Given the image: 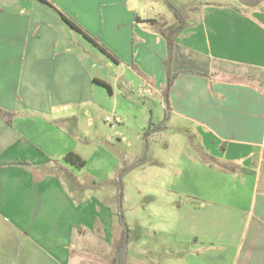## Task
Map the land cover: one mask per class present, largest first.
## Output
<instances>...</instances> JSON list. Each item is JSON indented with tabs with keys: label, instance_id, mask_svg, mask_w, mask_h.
<instances>
[{
	"label": "crops",
	"instance_id": "crops-1",
	"mask_svg": "<svg viewBox=\"0 0 264 264\" xmlns=\"http://www.w3.org/2000/svg\"><path fill=\"white\" fill-rule=\"evenodd\" d=\"M175 1L184 27L172 49L168 122L211 139L216 150L198 152L199 168L221 178L189 184L162 242L137 240L134 264H264V0ZM155 2L0 0V109L11 114L0 118V264H115L119 189L111 178L79 181L66 154L83 168L95 157L81 155L65 127L91 136L78 120L92 125L115 94L154 100L157 114L145 121L163 120L164 33L177 24ZM101 159L112 173L121 168L114 153Z\"/></svg>",
	"mask_w": 264,
	"mask_h": 264
},
{
	"label": "rangeland",
	"instance_id": "rangeland-1",
	"mask_svg": "<svg viewBox=\"0 0 264 264\" xmlns=\"http://www.w3.org/2000/svg\"><path fill=\"white\" fill-rule=\"evenodd\" d=\"M159 2L158 6L161 8L158 7L156 13L162 15L169 27L176 25L177 20L172 11L163 0H156L155 4ZM175 2L172 0V3ZM157 98L159 100V96ZM153 101L145 100L138 94L133 97L115 94L104 109L94 112L92 125L84 124L82 119L78 120L79 130L83 129L91 133V136L77 132L74 125L65 127L70 134L73 133L77 151L88 157V160L95 157L89 161L87 168L81 169L83 172L79 181L82 183L94 185L111 178L107 185L118 188V175L121 170L139 162L144 166L128 172L126 170L121 178L126 193L121 210L127 228L122 240L124 264H134L138 258L139 238L153 235V241L162 242V233L170 224L165 217L177 216V205L185 202L189 184L197 183L198 177L206 181H217L221 178L199 168L198 162L201 159L198 152L209 149L214 152L216 148L212 146L211 139L205 138L201 142L190 125L175 118L171 123L166 121L162 130L148 132L151 122L154 125L159 123H154L152 119L145 121L147 115L150 117L157 114L158 109L154 107ZM111 104L118 107L117 112L111 110ZM145 105H150L151 112ZM129 114L138 115V121L132 117L124 118V115ZM107 118L110 119L108 123ZM111 138L114 140L110 141ZM119 138L121 141H118ZM103 150L120 156L121 168L117 172L112 173L111 164H105L106 161L101 159ZM224 180L227 181L225 177ZM149 241L148 239L146 242Z\"/></svg>",
	"mask_w": 264,
	"mask_h": 264
},
{
	"label": "trees",
	"instance_id": "trees-1",
	"mask_svg": "<svg viewBox=\"0 0 264 264\" xmlns=\"http://www.w3.org/2000/svg\"><path fill=\"white\" fill-rule=\"evenodd\" d=\"M164 3L170 9V11H172V13L174 14V16L177 20V26L172 28V29H169L166 33H164V37L166 39V44H167V58H166L165 63H164L165 74H166V83H165V88H164L163 93H162L163 99H164V108L165 109H164V117H163V120L161 122H159L157 125L152 124V122L149 124L150 126L148 128V132H153V133L162 130L164 128V123L166 121H168V119H169L170 107H169V102H168V92H169V89L171 88L173 81L176 77L175 74H172L171 69H170L172 49H173L174 40H175L176 35L178 33H180L184 27V22L182 20L181 12L179 10H177L175 7H173L168 2V0H164ZM61 18L65 24H67L72 29L76 30L78 33L82 34L88 41H90L94 46L98 47L103 53L108 54L104 48H102L91 37H89L87 34H85L73 21H71L70 19H68L64 15H61ZM152 23L155 24L154 21ZM10 116H11L10 113L0 109V118L1 119L5 120L7 123H9L10 122L9 121ZM151 126H153L154 128L151 129L150 128ZM65 160L67 162L71 163L72 165H74L75 167H77L78 169H82L85 166V161L74 153L66 154ZM141 165H142L141 162H139L138 164H133V165L129 166L128 169L124 168L123 170H121V172L118 175L117 185H118L119 192L117 195L116 217H117L118 223L122 227L123 234H126L127 228H126V225L124 224L122 211H121L122 210V198H123V193H122L123 186H122L121 178L125 174L126 170L128 172L129 170H132V169L139 167ZM122 249H123V247L121 244V246H119L115 250V255H114L115 264H124V259L122 258V253H123Z\"/></svg>",
	"mask_w": 264,
	"mask_h": 264
},
{
	"label": "built area",
	"instance_id": "built-area-1",
	"mask_svg": "<svg viewBox=\"0 0 264 264\" xmlns=\"http://www.w3.org/2000/svg\"><path fill=\"white\" fill-rule=\"evenodd\" d=\"M115 121L117 122L118 120L117 119H115ZM106 122L108 123V122H110V119H106Z\"/></svg>",
	"mask_w": 264,
	"mask_h": 264
}]
</instances>
